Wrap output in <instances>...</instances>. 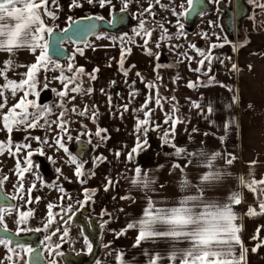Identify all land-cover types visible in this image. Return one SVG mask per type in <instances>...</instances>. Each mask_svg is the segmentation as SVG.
<instances>
[{
	"label": "crops",
	"instance_id": "0c3cea01",
	"mask_svg": "<svg viewBox=\"0 0 264 264\" xmlns=\"http://www.w3.org/2000/svg\"><path fill=\"white\" fill-rule=\"evenodd\" d=\"M244 39V35L240 34V38L235 35L232 41L241 43ZM21 51L27 50L22 48L15 53ZM214 52L217 59L211 63V83L209 78L207 85L199 87L189 88L188 83L176 86L174 101L179 108L176 109H184V115H174L182 122L175 125L174 135L170 133L169 139L188 153L202 151L208 158L214 153L221 154L214 161V166L222 179L205 191V198L222 204L233 192L241 194V203L233 205V210L238 217L236 223L241 226L240 239L248 249L246 264H264V244H261L264 241V215H247L250 206L258 210L259 201L240 183V177L246 180L264 178V33H250L248 44L239 45L235 52L230 44ZM5 54L9 53L0 52V65ZM120 60L119 49L95 47H89L83 55L75 58L77 65H88L90 72L98 69L99 75L92 84L93 101L100 123L111 134L106 147L99 148L101 150L97 155L106 159L96 171L101 183H107L108 179L113 182L108 187L107 196L111 199L106 209L115 211V218L105 223L102 248L95 264H120L117 256H122L124 264H148L149 257L157 253L165 257L160 264H169L166 257L173 244L183 248L187 246L186 242L160 238L134 246L138 229H128L123 235L117 233L142 217L148 197L156 202L157 207H171L179 199L196 194L192 188L181 189L180 172L173 170L172 165L190 159L192 163L187 169L188 178L196 184L199 174L206 171L203 163L197 162H203L205 157L176 156L172 147L163 145L161 134L171 127L172 122L170 120L167 125L163 123L168 112L162 110L164 115L160 113L159 116V106L153 99L149 104V108L154 109L152 121L160 124L161 128L159 131H149L148 146L134 160L127 159V153L136 143V117L143 118L142 113H134L132 109L139 108L149 95L155 97L154 89L146 87L152 78L141 74L155 77L156 58L147 56L144 48H131L123 65L125 69H130L127 77L120 70ZM136 73H140V76ZM133 90L137 93L135 98L129 95ZM233 97H237L236 102H233ZM193 102L199 107H194ZM125 104L129 106L127 112H123L122 106ZM209 107L212 112L208 111ZM229 121L232 122L230 125ZM117 152L120 153L119 157L115 155ZM231 157L235 159L228 165L226 160ZM253 161L255 164H252ZM137 166L142 174L146 172L154 180L150 186L153 190L130 183ZM254 236L257 238L253 239ZM258 244L261 246L253 252L252 249Z\"/></svg>",
	"mask_w": 264,
	"mask_h": 264
},
{
	"label": "snow or ice",
	"instance_id": "6c2138e0",
	"mask_svg": "<svg viewBox=\"0 0 264 264\" xmlns=\"http://www.w3.org/2000/svg\"><path fill=\"white\" fill-rule=\"evenodd\" d=\"M211 2H218V0H211ZM255 3V0H252ZM88 4H98L100 8H104L106 6H111L114 8L112 4V0H87ZM51 5H57V0H51ZM154 5H159L162 8H167V5L162 4L161 0H154L153 3H149L147 8L143 9V12L139 14V16H143L144 13H147L149 16H155V13L152 11ZM188 8L185 9L184 5L181 4L180 7L183 9L181 12H176L175 8H172V14L177 16L178 19L176 21V26L178 28L177 38H180L184 35L183 29L184 25L180 22V17H187L189 12L188 9H191L193 5V0H187ZM58 6V5H57ZM129 6V0H123V6L120 9L121 12L127 10ZM259 8L264 9V4L257 5ZM70 7L80 8L83 7V4L80 3V0H71ZM44 16L51 17L53 20L56 19L55 13L51 10L49 0H0V52H7L10 55H13L19 49H26L35 54V62L27 65V71L23 73V79L19 82L14 80H9L6 72L14 67L12 59H8L4 61V68L0 69V76H4L6 83L0 87V124H2V128L0 130H6L9 134L13 132V130H28L37 127H43L40 121L43 119L44 124L51 127L53 123L57 125L60 129L61 133H64L63 136L57 135L54 140V145L57 147V150L62 149L65 153H68L69 150L64 142L65 137L67 140H71L72 137L69 134V130L67 128V121L63 119L65 113L62 111L59 114V117L56 121H49L47 116L51 112V108L48 105H40L37 103L35 99H29V96H36L37 98L40 95V92L37 90V85L40 83L38 79V74L41 71H55L59 70L60 75L56 77L59 79L61 84L63 85L62 89L56 91V95L63 99L67 97L69 93H77L81 91L80 84L77 82L79 77L84 75V69L82 67L76 68L73 63H68L66 66L59 64L54 61L49 55V43L48 37L53 34V27L48 26L45 23ZM97 20L103 21V16H86L83 17L82 20ZM69 20L72 21V24L79 26L81 24V20H72L69 17ZM147 21L145 19H139L138 28L134 29L135 36L144 37V49L145 53L149 56L155 55L157 59L159 58L158 53H153L151 49L147 48L148 42L151 39L153 29H149L146 27ZM170 23V21H169ZM211 23V22H210ZM71 27V24L69 25ZM97 25L96 24H85L83 27H77L76 32L83 33L85 35H96L97 39L108 38L97 34L95 32ZM159 28L161 30V34L156 42V47L159 48L161 46V42L172 39V36L168 34V29L164 27V24H159ZM65 33L69 31L68 28L63 29ZM71 39V37H69ZM113 40L117 39V37H112ZM121 43H125V41L131 43L134 42L132 37H129L127 33L118 38ZM76 43V41H73ZM83 43L86 47L91 46L87 40H84ZM175 47H179L176 45ZM191 48L195 49L197 54L201 57L200 60L197 61L199 67L194 69V71L199 72L200 69L205 65V61L208 64H211L213 59L211 51L208 52L202 51L200 49H196L195 45H191ZM215 47H223V44H213L210 48ZM130 52L131 49H125L122 47L121 49V60H120V70L123 72L125 77L128 76L130 69L124 68V52ZM79 53L83 55V48L77 47L75 52L73 53L72 59L74 60L75 54ZM38 53V54H37ZM181 56L185 57L189 64L192 61V57L188 56L187 53H180ZM134 67V65L132 66ZM236 66L233 65V69ZM65 71L68 73H72L71 76L65 75ZM98 69H94L93 73H89L90 79H95V72ZM139 77L140 73H136ZM46 79V77H45ZM159 79V77H157ZM143 82V80H142ZM212 82V78H210L209 83ZM112 83H115L114 81ZM135 84V81L132 82ZM71 85V87H70ZM197 84L194 82H189L188 87H196ZM48 84L44 83L43 88H47ZM148 89H155L157 85L154 82H149L146 84ZM10 90L11 95L13 97L16 96L18 92H23V95L10 107L7 112H4V109L8 105L7 96L5 95V91ZM88 93L92 91V89L86 90ZM103 91V90H102ZM130 97L135 98L137 93L133 90L129 93ZM71 99H75V96H72ZM109 103H111V96H109ZM155 100V104L159 107H163L161 104V97L157 91L155 97L149 95L145 102L139 107L132 109L134 113H142L143 118L139 116L136 117L134 132L136 134V143L135 146L131 148V150L127 153V159L129 161L134 160L135 156L139 154L140 151H143L148 146V133L149 131H159L161 128L160 124H154L152 121V115L154 109L149 108V104ZM175 99L174 97L172 98ZM237 97H233V102H236ZM194 107H199V104L193 102ZM60 107H63L61 104ZM123 112H127L129 110L128 104L122 106ZM251 107V105L249 106ZM31 109V111H30ZM72 111H76L75 108ZM176 109L173 107V112ZM209 112H212V108H208ZM87 113V109L80 112V115H85ZM123 116V113H121ZM96 113L93 112L92 120L95 122ZM171 120L172 124L169 129H166L161 134V140L163 145H169L172 147L176 156H181L182 154L185 157L191 156H200L205 157L204 161H198L197 163H203L206 171L199 174L198 182L193 184L191 180L188 178L187 169L189 165L192 163L190 159L185 160L183 163H175L172 165L173 170H179L181 179L179 181L181 189L192 188L195 190L194 195H187L181 199L177 203H175L171 207H157L156 202L148 197L147 206L143 210L142 217L133 222L129 223L127 227L121 232L117 233V235H123L128 229L136 228L138 229V235L136 237V243L134 246H139L141 242L146 240H156L160 238L169 239L173 242L184 241L187 246L183 248L173 247L171 251L168 253L166 259L169 264H246V253L248 249H246L240 239V231L241 226L236 223L238 217L237 214L233 210V205H238L241 203V194L239 192H233L229 197L227 202L225 203H217L215 201L209 200L205 198V191L209 188L214 187L217 182L222 179L221 173L215 168L214 161L217 157H220V153H214L210 158L206 156L204 152L198 153H188L186 149L177 147L175 144L171 142L169 139L170 133L174 135L175 125L182 121L179 120L178 117H174L173 115L165 114V119L163 123L167 125ZM232 122L229 121V125ZM229 125H226L228 127ZM106 129H99L95 133V136L100 137L102 140H106V136H101V132H106ZM86 134V133H85ZM29 139H35L39 143L47 144L49 143L47 139L41 140L40 137H28ZM162 145V146H163ZM5 143L0 142V154H3L5 150ZM21 149H31L30 144H17L15 145V154H19ZM7 150L9 152L12 151V142L9 139L7 141ZM35 152H38L40 155H44L42 149H36ZM33 150L28 151L27 156L25 157L24 163L25 167L21 168L20 161L17 160V175L19 176V189L24 188L23 177L24 174L27 173L32 167L31 156L34 154ZM117 157L120 156V153L117 152L115 154ZM51 159V157H49ZM96 161L103 162L106 159L103 156L96 157ZM235 157L228 158L226 163L231 165ZM69 163L75 165L74 175L77 177V180L83 184L87 181L82 179L85 176L84 171V163L77 160V157L69 154ZM255 164V161L252 162ZM59 173L61 170L59 168L56 169ZM134 176L131 178L130 183L134 186H142L144 189L149 191L151 189V185L154 183V180L150 179L148 174L145 172L142 174V170L140 167H136L134 170ZM90 175H95L94 172L90 173ZM8 178L3 177L0 179V186L3 185L4 181ZM196 179V177H193ZM111 179L107 180V184L105 185V191L108 190V187L112 185ZM240 183L244 187H246L250 192H252L259 201L258 210L256 207L250 206L247 212L248 216H256V215H264V178L260 180L245 179L244 177H240ZM35 185H32L34 187ZM61 193H64V189L62 187L59 188ZM28 192H31V188L28 189ZM85 200L83 202L77 201L78 204H86L91 197L95 194V190H84ZM23 199V197H20ZM64 197H62L63 199ZM39 199V198H37ZM70 201L72 198L70 196L67 197ZM122 199H127V197H122ZM31 203V199L27 201ZM48 219L45 224V231H47L48 227L53 223H56L55 217L52 214V204H48ZM5 209L0 208V225H3V213ZM73 211L72 205L69 203L67 208L61 207V212L71 213ZM107 214L102 213V215ZM31 212H22L20 214L21 219L17 222L24 223L25 217L30 216ZM64 224L67 223V220H64V217L60 218ZM68 219H71V216H68ZM105 223H107L105 221ZM103 226V225H102ZM4 230L6 231V225L4 226ZM36 231H40V229H35ZM61 228L57 227L51 234L56 235L57 232H60ZM259 232V229L257 230ZM19 234V230L17 232ZM69 232L67 228H64L62 232L61 239L68 237ZM257 237L254 236L253 239ZM50 239V237H48ZM85 243L88 247V251H92V244L89 243L88 238L85 237ZM11 244V241L7 238H0V245L8 246ZM264 244V241L261 242ZM261 244H258L256 247L252 249L255 252ZM24 252L31 254L34 250L31 248H24L23 245L19 246ZM59 248V245H56ZM107 247V245H105ZM237 247L239 248V253H237ZM9 251H12L9 248ZM59 255V253H56ZM7 259L9 261L12 260V256H8ZM23 259V257H21ZM165 259L164 256L157 253L155 255H151L148 260V264H160V261ZM117 260H119L120 264H124L122 256H117ZM51 264H56L55 260L51 261Z\"/></svg>",
	"mask_w": 264,
	"mask_h": 264
},
{
	"label": "rangeland",
	"instance_id": "374dc122",
	"mask_svg": "<svg viewBox=\"0 0 264 264\" xmlns=\"http://www.w3.org/2000/svg\"><path fill=\"white\" fill-rule=\"evenodd\" d=\"M263 1L264 0L257 1V3L253 5L258 7L257 5L263 4ZM80 3L83 4V7L73 8L70 7L71 0H57L58 6H52L56 19L53 20L51 17L46 16L44 19L45 23L50 27L62 29L69 21V17L73 20L94 13L107 16V12L109 10L107 8L108 6L100 8L98 4H88L87 0H80ZM149 3L154 4V0H129L127 10L131 15L133 13L140 14L143 12L144 8L149 6ZM161 3L167 5V8L154 5L152 11L155 13V16H149L147 13H144L143 16H139L140 19H145L147 21L146 27L153 29L151 39L149 40V42H151L147 45V48L151 49L153 53L159 54V58L156 59V68L158 69L155 68V71H153V73L156 74L155 77H150L146 73H142V75L147 78L149 77L150 79L152 78L150 82H154L157 85V88L154 89L155 95L158 91L159 96L162 98L161 104L164 106L162 108L158 107V115L161 116L160 113H163L161 111L164 110L168 112V115L174 116L177 114L180 117H183L184 109L178 111L177 109L179 108L175 105L176 99H174L175 101L172 99L173 97L175 98L174 91L176 86L189 82L196 83V87L207 85L208 79L211 78L210 74L212 73L211 64L209 65L207 61H205V65L199 72L194 71V69L199 67L197 61L200 60L201 57L197 54L196 50L190 46L195 45L196 49L208 52V47L206 44L204 45V41L205 43H208L209 38L205 33H208L206 32L208 30L207 27H212L213 32H217V25L215 23V19L212 21V19L206 18L201 21L199 20L193 28L192 26L186 25L183 17H180V22L184 25V35L177 38L178 28L176 26V21L178 17L172 14L171 9L175 8L176 12L183 11L180 5L183 4L186 9L188 6L187 0H161ZM112 4L114 5L115 10H120L123 6V0H112ZM161 23L168 29V34L172 36V39H170L172 40V43H166V45H161V48H157V33L161 32L159 28V24ZM242 28L245 38L243 42L238 43L234 41V43H229L234 52L239 48V45L248 44V36L250 33H264V11L261 10L258 14L251 15L243 22ZM131 34L134 40V42L131 43L125 41V43L122 44L118 39L119 37H117L115 40L112 38H101L97 44H93L97 42L96 39H91L92 41L90 40L89 42L91 46L88 47L73 46L69 42H66L64 47L72 55L77 47L83 48V52L86 49H89V47L95 46L103 49L112 47L130 49L129 47H131V45H141L143 47L145 38L142 36H135L134 31ZM229 44L226 43L224 45L228 46ZM176 45H179V47H175ZM210 51L213 57L211 61L212 63L215 59H217V56H215L217 53L212 50ZM180 53H187L188 56L192 57L193 59L191 63L189 64L188 60L181 56ZM77 55L80 54L77 52L75 57ZM75 57L73 61L68 60L63 63H58L64 66L68 63H73L76 67ZM128 57L129 52L125 51L123 56L124 62ZM151 57L157 58L155 55ZM160 57H162V59L164 57L165 58L162 60ZM8 59H12L14 67L10 68L6 72V75L9 80L19 82L24 78L22 74L27 71L26 66L35 62V54L29 50L17 52L13 55L5 54L1 60L0 69L4 68V61ZM84 69L86 71L84 72L85 74L80 76L77 81L81 87L80 92H70L67 97L61 99L56 95V91L61 90L63 87L60 80L56 79V77L60 75V71H41L38 74L40 83L37 85V90L40 92V95L38 98L34 95L28 97L29 99L37 100V103L40 105H48L51 108V112L47 116L49 121H56L62 111L65 113L63 119L67 121L66 126L72 137L71 140H67L66 137L64 140L69 150L68 153H65L62 149L57 150V147L54 145V140L57 135H64V133L60 132V129L55 123L49 127L44 124V120L42 119L40 123L44 125L43 127L28 129L26 131L21 128V130H13L11 134H9L6 130H0V142L5 143L6 145L3 154H0V179L3 177L8 178L4 181L1 187L15 201V208L13 210H6L3 213V219L7 221L3 222V226L6 225V228L12 229L14 232L21 230L25 233L36 231L35 229H40V231H44L45 235H49V233H52L57 227L63 230L64 225H67L68 222L66 224L63 222L53 223L48 227L47 231H45V224L48 219V204L53 205L51 211L56 219H60L61 216L67 218L69 215L75 213L85 205L92 210L94 215L105 218L104 222H102L103 227L105 226V221L108 222L115 218V211L106 209L109 205L108 201L111 199V197L108 199V190L105 191V185L107 183H101L99 181L100 179L97 177L96 171L97 163L92 162L94 160L95 153H98L101 150L99 148L106 147L111 139V134L107 132L106 140H102L100 137L95 136L97 128L100 129L101 126L104 128V126L100 123L99 114L94 105L93 92L91 91L88 93L86 91L89 88L92 89L93 84L92 79H90L89 75H87L90 72L88 71L89 66H84ZM64 74L67 76L72 75V73H68L67 71H65ZM157 77H159V79H157ZM5 83L6 81L4 76H0V87H2ZM44 83L48 84L46 89L43 88ZM5 95L7 96L8 105L4 109V112H7L8 108H10L20 98V96L23 95V92H18L16 96L13 97L10 90H6ZM72 96H75V99H71ZM61 104L63 107H60ZM173 107H175V109L177 108L175 112H173ZM73 108H75L76 111H72ZM85 109H87V113L85 115H80L79 113ZM93 112L96 113L95 122L92 120ZM0 128H2V124ZM28 137H40L41 140L47 139L49 143H39L37 140L29 139ZM9 139L12 142L11 152L7 150V141ZM78 140L87 142L92 149V152L81 161L86 162L84 163L85 176L82 177V179H85L87 182L83 184H81L74 175L75 165L68 162L69 154L73 155L70 148L74 146ZM17 144H30L31 149H21L19 154H15V145ZM36 149H42L44 155H40L38 152H35L34 150ZM30 150L34 151V154L30 158L33 167L24 174V188L19 189L18 184L20 178L17 175V160L20 161L21 168L25 167L26 165L24 160ZM49 157H51V159H49ZM57 168L61 170L59 173L56 171ZM92 172H94L95 175H90ZM32 185L35 186L32 187ZM60 187L64 189V193L59 191ZM29 188H31L30 193L28 192ZM85 189L95 190L96 194H94V196L91 197V200H89L86 204H78L77 201L83 202L85 200ZM68 196L72 198L70 201L67 199ZM20 197H23V199ZM62 197L64 198L62 199ZM29 198L31 199V203L27 202ZM69 203L72 205L73 211L71 213L61 212V207L66 209ZM22 212H31V215L27 216V218H30L32 222L19 224L15 222L17 219H21L20 214ZM105 212L107 214L102 215V213ZM62 241L64 240L57 238L56 236L47 247L57 253L56 245ZM85 248L86 247H82L80 245L78 246V249L81 250H85ZM20 252L22 251L19 250V253ZM14 253L15 252L13 250L9 251L8 246L0 245V264H26L23 256V259H21L20 262H17L14 259ZM22 255L25 256V252H23ZM8 256H12L11 261L7 259Z\"/></svg>",
	"mask_w": 264,
	"mask_h": 264
},
{
	"label": "flooded vegetation",
	"instance_id": "af4514ba",
	"mask_svg": "<svg viewBox=\"0 0 264 264\" xmlns=\"http://www.w3.org/2000/svg\"><path fill=\"white\" fill-rule=\"evenodd\" d=\"M202 1L204 2V4H206L205 10L203 13H200L199 15H197L191 24L186 23L185 17H183V19H184V22L186 25L192 26L193 28L198 23L199 20L201 21L202 19L210 18L213 21V19H215V23L217 25V32H213L212 27H209V28L207 27L208 30L206 32H208V33H205V34L208 35L209 42L205 43V41H204V45L206 44L208 47V50H212V51L220 48V47L210 48V46L213 44H217V45L223 44V46H224V44H226V43H228V44L232 43L233 42L232 39L237 34V30L239 31L240 34H243V30H242L243 29L242 28L243 22L245 20H247L251 15H256L261 10L264 11V9L260 10V8L255 7L253 5V4H256L257 1H261V0H255V3H253L252 0L249 2H245V6L248 9L247 16L242 18L237 25L235 13H234L235 12L234 0H218V2H211V0H202ZM49 2H50L51 10L54 12V9L52 8V6H54V5H51V0H49ZM107 8L109 9L107 12V16H103V15L98 14V13L88 15V16H97V15L103 16L104 17L103 21H106L107 23H109L110 26H113L112 32L101 31L98 34L105 36V37H108L110 39L112 37L123 36L125 33H127L129 37H132L131 33L133 32L134 29L138 28L139 19H140L139 14L133 13L131 15L128 12V10L121 12L120 10H115V8H113L111 6H108ZM187 8H188V6H187ZM189 10L190 9H188V11ZM229 10H231V11H229ZM227 12H233V17H234L233 18V33H232L231 37L229 36V34L227 32V30H228V28H227L228 27V25H227L228 13ZM45 17L46 16H44L43 18L45 19ZM83 17H86V16H83ZM83 17H79V18L73 19V20L82 19ZM71 22L72 21L69 20L67 22L66 26H64L62 29H57L56 27H53V29H56L59 32H62L63 29L67 28V26ZM208 26H210V25H208ZM160 34H161V32L157 33V39L159 38ZM238 38H240V36ZM91 39L97 40V42L93 43V44H97L100 40V39L96 38V35H94ZM90 40L88 42H90ZM66 42H69L73 46H85V45H77V44H75L69 40L65 41L64 44ZM150 42H148V45L150 44ZM166 43L170 44V43H172V40H166L165 42H161V45H166ZM64 44H63V46H64ZM133 47L143 48L141 45H131V47H129V48L131 49ZM95 48H98V47L95 46ZM112 48H117L121 51V49L118 47H112ZM159 48H161V46ZM162 57H163V55H162ZM162 57H160V59H162ZM66 61H68V60H66ZM69 61H73V60H69ZM76 67L77 68L82 67L84 69L83 66H79L77 64H76ZM84 72H86L85 69H84ZM89 73H93V70ZM94 74H95V76H97L98 71H96ZM92 81H93V79H92ZM100 129H106L107 130L106 132H101V136H107V132L109 133V130L105 126H104V128H102V126H101ZM70 151L74 156L77 157L78 161H82L85 159V157H87L92 152V149H91V146L87 142H85L83 140H78L76 142V144L70 148ZM96 157H99L97 155V153H95L94 160L92 162H96L97 163L96 166L98 167L101 164V162L98 163V161H96V159H95ZM0 193L4 197V199L7 200L5 204L0 206V208L5 209V211L6 210H13L15 208L14 199L11 198L3 190V188L1 186H0ZM70 216H71V219H68V217L64 218V220H67V222H68L67 225H64V228H67L69 235H68V237H65L62 239L64 241H62L58 244L59 248H56V251L59 253V255H57L55 253V251H52L47 246L49 243H51L53 241L54 237L57 236V238H61L64 228H63V230H61V232H59V233L57 232L56 235H52L51 233H49V235L48 234L45 235L44 231H32V232H25L24 233L21 230L19 231V234H17V232H14L12 229H9V228H7L6 231L15 235V236H25V235H38V236H40V240H41L40 246H41L42 255H43V259H44L45 264H51L52 260H55L56 264H75V263L79 264V259L82 256H88L91 253L88 251V247L85 243V237H87L89 243L92 244V238L96 237L98 227H100L102 229L101 238H100V248H99V253H100V250L102 248L101 242H102L103 235L105 233V228L102 226L103 225L102 222H104L105 218L94 215L92 213V210L86 205L82 206L78 211L71 214ZM19 220L20 219H17L15 222H18ZM55 220H56V222H63L61 219L55 218ZM3 222H7V221L3 219ZM25 222H32V221L30 218L26 217ZM108 222H111V220ZM0 229L4 230V226L0 225ZM48 237H50V239H48ZM79 245L82 247H86L85 250L78 249ZM8 247L11 248L9 245H8ZM24 248L34 249V244H32L31 246L26 245V246H24ZM12 250L15 252L14 253V259L17 262H20L21 257L23 256L26 264H29L28 263V256L30 254L25 252V256L22 255V253L24 251L20 247L12 249ZM19 250H21L22 252L19 253ZM97 258H96V260H97ZM96 260L92 261L91 264H95Z\"/></svg>",
	"mask_w": 264,
	"mask_h": 264
},
{
	"label": "water",
	"instance_id": "95a60500",
	"mask_svg": "<svg viewBox=\"0 0 264 264\" xmlns=\"http://www.w3.org/2000/svg\"><path fill=\"white\" fill-rule=\"evenodd\" d=\"M251 0H234V7H235V18L237 21V25L239 21L247 16L248 9L245 6V2H249ZM206 4L202 0H193V5L191 9L188 11L189 14L185 18L187 24H191L194 20V18L199 15L200 13H203L205 10ZM231 11V10H229ZM233 11V10H232ZM227 25H228V34L231 37L233 33V12H227ZM81 20V24L79 26L71 24V27L69 25L67 28L69 31L65 33L64 31L59 32L58 30L54 29L53 34L48 37V43H49V55L51 58L59 63H62L66 60H73V55L70 54L66 48L63 46L64 42L69 40L71 42L76 41L75 44L77 45H85L83 43L84 40L89 41L94 35H85L83 33H77L76 29L77 27H83L85 24H96L97 27L95 29V32L98 34L101 31L106 32H112L113 26H110L109 23L106 21H97V20ZM238 37L240 36L239 31L237 30ZM71 37V39H69ZM7 200L4 199V197L0 193V206L5 204ZM102 229L100 227L97 228V235L95 238H92V251L88 256H82L79 259V264H91L92 261H95L96 258L99 255V248H100V238H101ZM0 238H7L11 241V244L9 245L12 249L19 248L20 245L26 246V245H32L34 244V251L28 256V263L29 264H45L42 250H41V240L40 236L38 235H25V236H15L7 231L0 229ZM78 264V263H75Z\"/></svg>",
	"mask_w": 264,
	"mask_h": 264
}]
</instances>
